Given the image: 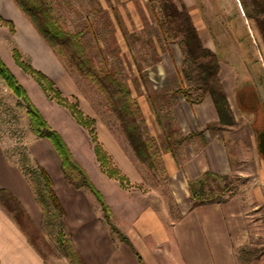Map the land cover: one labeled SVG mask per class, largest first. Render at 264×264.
Returning a JSON list of instances; mask_svg holds the SVG:
<instances>
[{
	"label": "rangeland",
	"instance_id": "374dc122",
	"mask_svg": "<svg viewBox=\"0 0 264 264\" xmlns=\"http://www.w3.org/2000/svg\"><path fill=\"white\" fill-rule=\"evenodd\" d=\"M47 1L58 26L68 35H78V42L85 56L91 60L94 72L116 74L129 90L140 130L144 137L152 141L157 167L152 170L139 163L124 139L116 111L110 110L104 96L90 79L83 78L73 65L68 64L66 55L69 53L66 49L67 54L63 51L59 52L60 57L55 55L66 70V77H70L74 93H63L57 83L45 75L53 81L54 89H58L61 96L81 112L87 121L86 126L79 124L71 111L57 101L54 91L44 92L35 78L16 64L13 49L20 53L24 62L36 69L30 58H24L17 46L11 44L9 28L1 24L0 27L8 29H0V60L23 87L30 102L44 112L45 120L51 122L47 121L50 127L54 129L53 124L64 131L72 147L70 149L66 143L72 155L82 162L95 187L103 191L114 209V215L118 216L114 206L117 196L113 188L104 185L93 165L96 164L94 159L101 176L105 180L111 178L117 187L125 190L127 200L132 201L135 207L144 205L161 210L167 205L171 217L175 219L179 209L171 195L161 153L166 154L170 150L175 163L182 165L186 159L183 150L189 148L187 146L192 141L196 142L195 146L191 144L195 148L200 145L198 140H203L204 136L221 140L231 163L228 176L234 190L228 194V198L237 194L242 200L247 233L245 243L235 249L236 262L264 264V202L251 195L264 182V160L257 151L253 115L236 101L237 90L246 84L257 93L264 106V47L253 22L244 19L238 0H182L200 39L204 41L203 45L212 46L220 58V78L228 83L230 104L236 118L232 126L208 128L205 125L187 135H183L177 126L175 112L182 110L185 114L183 106L189 115L188 106L193 110V105L197 103L187 102L178 90L183 88L193 100L200 102L208 95H202L195 88L194 67L185 61L177 39L173 40L160 31L156 21V16H159L157 0ZM178 1L174 0L176 3ZM59 48L57 46L56 50ZM68 50L71 52V49ZM185 73H190L193 80H188ZM37 90H41L45 96L43 104ZM200 131L202 135L197 134ZM46 141L31 131L25 101L16 97L0 77V146L3 158L8 165L20 170L31 189V179L40 181L39 165L54 185H61L58 167L50 158L45 162L42 156ZM96 142L105 154L104 164L97 160L94 152ZM51 154L56 155L55 150L51 149ZM110 170H115V173L110 175ZM67 184L69 189H56L61 195L64 226L56 220L49 224V220L40 213L42 217L38 228L51 248L50 252L42 247L47 264H70L62 254V243L72 241L70 231L77 232L79 227L91 225L93 219L90 212L98 211L101 226L108 228L94 195L85 187L76 189L72 184ZM74 190L77 192L74 193ZM74 213L80 218L75 217ZM130 214L127 213L128 217Z\"/></svg>",
	"mask_w": 264,
	"mask_h": 264
},
{
	"label": "crops",
	"instance_id": "0c3cea01",
	"mask_svg": "<svg viewBox=\"0 0 264 264\" xmlns=\"http://www.w3.org/2000/svg\"><path fill=\"white\" fill-rule=\"evenodd\" d=\"M0 15L14 22V32H10L7 27L3 26L0 29H8L11 44L17 46L23 57L30 58L32 65L56 82L63 93L71 92L73 94L71 87L73 83L70 77H66L67 72L60 60L17 5L12 0H0ZM201 41L204 43L202 39ZM205 47L214 51L210 45ZM220 81L232 110L228 83L222 78ZM36 92L43 104L44 94L41 90ZM193 106V110L188 106L189 115L183 106L185 114L182 113V110L175 112V122L183 135L195 133L205 125L218 121L217 113L209 96ZM41 113L45 117L42 110ZM234 119L236 121L235 116ZM49 123L51 122L49 121ZM51 126L62 135L72 149L64 131L53 124ZM124 139H126L125 136ZM192 142L188 144L189 148L181 149L185 152L186 157L182 165L175 163L171 151L168 150L166 154L161 153L171 195L179 209V215L175 219L171 217L170 208L167 205L161 207V210L144 207V205L139 208L135 207L136 205L132 201L127 200L125 190L117 187L111 178L107 177L105 180L101 176L98 164L94 159L96 164L93 165L103 179L104 185L113 188V193L117 196L114 206L116 212L118 211V216H115L113 207L107 201L103 191L99 189L111 209L113 223L126 236L129 245L120 241L117 236L115 237L109 227L101 226L98 211H93V213L89 211L93 219L91 225L81 226L77 232L70 231L73 248L85 264H237L235 249L245 243L244 239L247 235L246 225L243 222L242 200L235 194L231 198L227 197L221 203L193 206L187 189V181L197 178L206 170L218 174L231 172L228 152L221 140L204 136L203 140H198L200 145L195 148L196 142ZM126 143L130 147L128 141ZM51 149H53L51 143L46 141L42 156L45 158V162L50 158L58 167L61 185L53 183V187L61 200L60 192L58 193L56 189L59 188L60 191L63 187L62 189L66 190L69 189V186L60 171V159L57 154H51ZM73 157L80 165L82 164L74 155ZM118 158L119 156H117ZM120 160H122L121 157ZM0 188L9 190L20 201L35 226L38 227L42 213L33 191L20 170L11 167L4 160L1 146ZM76 192L74 190V193ZM251 195L259 197L261 202H264V182L258 189H254ZM127 213H131L129 217ZM74 216L80 218L76 213ZM0 264H47L46 260L29 243L11 214L1 205Z\"/></svg>",
	"mask_w": 264,
	"mask_h": 264
},
{
	"label": "trees",
	"instance_id": "16d2710c",
	"mask_svg": "<svg viewBox=\"0 0 264 264\" xmlns=\"http://www.w3.org/2000/svg\"><path fill=\"white\" fill-rule=\"evenodd\" d=\"M12 1L57 56L60 57L59 52L63 53L65 49L68 51L69 54L65 52L68 64L73 65L77 73L83 78L90 79L104 96L108 107L111 108L110 110L114 109L116 111L122 132L139 163L146 165L149 169H155L157 165L152 151V141L143 136L134 113L135 103L130 97L129 90L119 81L116 74L110 72L97 74L94 72L91 60L85 56L78 42V35H68L58 26L53 10L47 0ZM157 2L159 16H156V21L160 31L166 33L167 37L173 40L177 39L184 53L185 61L194 67L196 73L195 88L200 90L202 95H208L213 103L218 121L207 124V127L234 125L236 121L219 78L220 58L218 54L203 45L188 9L182 0H179L178 3L174 0H157ZM238 2L244 19L253 22L264 47V0H238ZM0 24L7 26L10 32H14L13 23L1 15ZM57 46L60 47L59 50H56ZM68 49H71V52ZM13 57L18 66L35 78L44 92L54 91L57 95V101L71 111L77 122L82 126L87 125V121L84 120L81 112L74 105L68 103L66 98L61 96L58 89H54V83L49 77L34 69L28 62H24L16 49H13ZM185 75L188 80H193L190 73H185ZM0 77L16 97L25 101L31 131L36 136L47 139L51 143L60 159L59 167L65 181L72 184L76 189L87 188L98 201L103 219L111 233L115 234L120 241L129 245L126 236L113 223L111 209L102 193L95 187L87 172L73 158L60 133L50 127L41 112L30 102L23 87L1 60ZM178 93H181L183 98L191 104L200 102V100H193L183 88L178 90ZM113 105H115L114 108ZM258 114L260 120L264 123V106L261 105ZM259 122V119L252 121L254 131ZM89 132L91 131L89 130ZM197 134L202 135V131ZM92 139L93 141L96 140V138ZM93 149L97 160L104 164L106 158L100 149V144L96 142ZM38 171L40 181L31 179L30 183L33 185L32 191L41 213L45 219L49 220V224L56 220L57 223L64 226L61 217L63 208L54 190L53 182L41 165L38 166ZM108 172L111 175L115 173V170ZM33 177H35V174ZM231 182L228 174H218L210 170L204 171L195 179L188 180L187 189L192 205L224 202L228 194H231L234 190L230 185ZM0 205L11 214L29 243L46 260V254L42 247L50 252L51 248L20 201L9 190L0 188ZM58 215L60 218H58ZM61 247L63 256L69 260L70 264H85L74 250L71 240L64 241Z\"/></svg>",
	"mask_w": 264,
	"mask_h": 264
},
{
	"label": "flooded vegetation",
	"instance_id": "af4514ba",
	"mask_svg": "<svg viewBox=\"0 0 264 264\" xmlns=\"http://www.w3.org/2000/svg\"><path fill=\"white\" fill-rule=\"evenodd\" d=\"M236 101L239 102V104L244 108L250 110L249 112H251V114L253 115V120L259 119L260 122L258 124V127L255 129V133L261 131L264 128V123L262 122V120H260L258 112L262 103L260 98H258L257 93L250 90L246 84L242 85L237 90Z\"/></svg>",
	"mask_w": 264,
	"mask_h": 264
},
{
	"label": "water",
	"instance_id": "95a60500",
	"mask_svg": "<svg viewBox=\"0 0 264 264\" xmlns=\"http://www.w3.org/2000/svg\"><path fill=\"white\" fill-rule=\"evenodd\" d=\"M257 151L264 160V128L256 133Z\"/></svg>",
	"mask_w": 264,
	"mask_h": 264
}]
</instances>
